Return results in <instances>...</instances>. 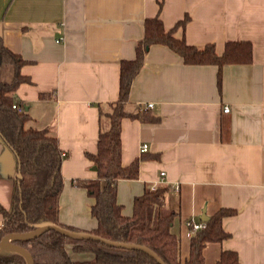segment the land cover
I'll use <instances>...</instances> for the list:
<instances>
[{"label":"crops","instance_id":"0c3cea01","mask_svg":"<svg viewBox=\"0 0 264 264\" xmlns=\"http://www.w3.org/2000/svg\"><path fill=\"white\" fill-rule=\"evenodd\" d=\"M155 17L167 30L178 26L176 37L214 45L219 55L229 41H250L253 62L225 66L220 89L217 66L187 65L166 46L150 48L127 110H149L160 120H123L122 163L140 160L139 178L118 183L123 214L132 216L148 189L167 187L186 259L187 223L203 222L204 211L211 218L234 209L223 219L231 236L207 244L206 262L232 250L241 264H264V0H0V38L27 61L22 72L32 81L17 98L29 109V126L51 130L62 151L60 221L87 232L97 227L93 200L75 182L98 177L88 153H97L101 130L110 128L106 114L119 100L122 61L135 59L145 22ZM17 177V158L0 138V202L7 209ZM68 250L77 264H94V254ZM0 251L8 252L1 240Z\"/></svg>","mask_w":264,"mask_h":264},{"label":"trees","instance_id":"16d2710c","mask_svg":"<svg viewBox=\"0 0 264 264\" xmlns=\"http://www.w3.org/2000/svg\"><path fill=\"white\" fill-rule=\"evenodd\" d=\"M177 28L167 30L159 17L146 20L144 37L137 46L135 59L122 61L119 100L112 103L111 111L106 114L110 128L101 130L97 153H88L97 167L98 177L77 180L75 184L86 189L93 200L91 214L97 221V227L89 233L111 241L146 246L167 264H208L204 256L205 247L209 243H221L231 236L223 227V219L237 214L236 210L225 208L213 215L205 223V228L192 235L190 255L183 259L181 237L174 231L179 213L167 205V187L148 189L137 197L132 216L123 214V206L118 201L119 181L136 180L140 175V160L129 166L122 163L123 120L131 118L143 123L160 120L149 110L136 114L127 110L132 85L144 68L150 48L166 46L181 56L187 65L217 66L220 89L225 66L253 62L250 41H229L225 52L219 55L214 45L197 47L190 45L185 37H176ZM25 64L27 61L0 38V138L15 154L18 173L21 174L16 180L12 207L7 209L0 202V215L3 217L0 240L8 234L34 231L36 225L44 223L87 232L60 221V198L64 188L62 151L51 130L29 126L32 117L26 105L17 98L19 87L32 83L30 77L22 72ZM14 105L23 111L15 109ZM14 242L30 252L35 264H77L68 250L69 246L76 253L94 254V264H159L143 251L112 247L93 240L78 241L54 230L33 240ZM0 264L28 262L20 253L0 251ZM214 264H241V261L237 252L225 250Z\"/></svg>","mask_w":264,"mask_h":264},{"label":"water","instance_id":"95a60500","mask_svg":"<svg viewBox=\"0 0 264 264\" xmlns=\"http://www.w3.org/2000/svg\"><path fill=\"white\" fill-rule=\"evenodd\" d=\"M26 110L28 111L29 109L26 108ZM94 170H97V167H94ZM18 177H21L20 173H18ZM201 220L205 223H207L210 220V217L207 216L206 211L203 212V215L201 216ZM35 227H36V230L28 232V233H23V234L14 233V234H8L5 237H3V239L1 240L2 249L20 253L27 259L28 264H35L34 258L30 254V252L24 247L17 245L14 241L15 240H24V241L33 240L50 230H54V231L61 233L62 235L66 237H69V238H72L78 241L93 240V241L104 243L112 247L143 251L147 253L148 255H150L152 258H154L159 264H167L165 263V261H163V259H161V257H159L157 253H155L153 250L143 245L111 241V240L104 239L102 237H99L89 232L72 231V230H69L67 228H64L54 223L38 224Z\"/></svg>","mask_w":264,"mask_h":264},{"label":"built area","instance_id":"2783aa9c","mask_svg":"<svg viewBox=\"0 0 264 264\" xmlns=\"http://www.w3.org/2000/svg\"><path fill=\"white\" fill-rule=\"evenodd\" d=\"M14 108H15V109H18L20 112L23 111V108L18 107L17 105H14ZM148 108H149V109H152V108H153V104H149V105H148ZM225 112H230V108H229V107H226V108H225ZM147 151H148V145L145 144V145L142 146V148H141V152H142V153H146ZM163 175H164V173H163ZM153 190H154V189H153ZM187 226H188V228H189L188 236H189V237H192V235H193L195 232H197V231H199V230L205 228V227H206V224H205V222H199V223H197V222H194V221H189V222L187 223Z\"/></svg>","mask_w":264,"mask_h":264}]
</instances>
